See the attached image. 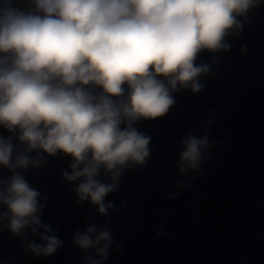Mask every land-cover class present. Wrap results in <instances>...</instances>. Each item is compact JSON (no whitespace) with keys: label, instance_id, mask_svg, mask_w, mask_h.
<instances>
[{"label":"clouds","instance_id":"clouds-1","mask_svg":"<svg viewBox=\"0 0 264 264\" xmlns=\"http://www.w3.org/2000/svg\"><path fill=\"white\" fill-rule=\"evenodd\" d=\"M261 0H13L0 3V126L13 137L0 136V166L12 174L0 179V225L14 236L30 231L40 243L26 241L35 255H51L63 246L41 220L46 206L22 171L47 163L42 153L70 155L78 182V203L96 206L100 215L116 210L105 197L119 187L126 168L143 166L150 137L134 124L162 117L176 103L173 93L203 91L200 78L211 73L197 64L202 51L227 52L230 34H240L248 11ZM242 51H246V48ZM215 59V57H214ZM127 86V92L125 90ZM86 86H99L94 94ZM211 123V121H209ZM124 125L121 128V125ZM179 140L176 187L189 188V173H203L209 149L207 135ZM36 156H32V152ZM15 158L13 159V154ZM110 182L100 179L101 172ZM6 222V223H5ZM74 244L86 264H104L114 243L105 225L89 223L74 232Z\"/></svg>","mask_w":264,"mask_h":264},{"label":"water","instance_id":"water-1","mask_svg":"<svg viewBox=\"0 0 264 264\" xmlns=\"http://www.w3.org/2000/svg\"><path fill=\"white\" fill-rule=\"evenodd\" d=\"M13 3L27 8V0ZM239 19L240 34L226 37L230 50L199 54L196 63L212 69L200 78L203 91L174 92L176 103L167 114L134 124L150 137V155L143 166L126 168L118 189L105 197L115 211L100 215L90 201L78 203V182L62 175L71 173L70 155L42 153L47 160L42 167L20 170L40 192V203L47 198L41 220L63 246L51 255H35L26 241L40 243L39 235L29 231L17 237L0 225V264H86L93 250L80 249L73 239L89 223L111 231L114 243L104 264H264V0ZM205 125L217 146L209 149L202 174L184 178L191 187L177 188L179 140L202 137ZM0 136H12L15 148L22 149L3 126ZM11 174L0 166V179ZM100 179L110 182L103 171Z\"/></svg>","mask_w":264,"mask_h":264}]
</instances>
